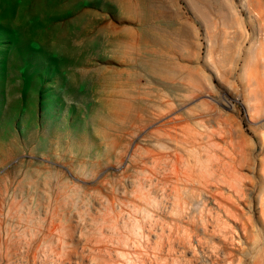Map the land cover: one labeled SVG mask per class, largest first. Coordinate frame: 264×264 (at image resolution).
I'll return each mask as SVG.
<instances>
[{"label":"rangeland","instance_id":"374dc122","mask_svg":"<svg viewBox=\"0 0 264 264\" xmlns=\"http://www.w3.org/2000/svg\"><path fill=\"white\" fill-rule=\"evenodd\" d=\"M263 114L264 0H0V264H97L232 174L252 219Z\"/></svg>","mask_w":264,"mask_h":264},{"label":"bare ground","instance_id":"6f19581e","mask_svg":"<svg viewBox=\"0 0 264 264\" xmlns=\"http://www.w3.org/2000/svg\"><path fill=\"white\" fill-rule=\"evenodd\" d=\"M259 144L252 219L238 210L245 190L232 174L227 192L210 208L182 200L165 209L163 220L145 224L141 236L117 242L97 264H264V132Z\"/></svg>","mask_w":264,"mask_h":264}]
</instances>
